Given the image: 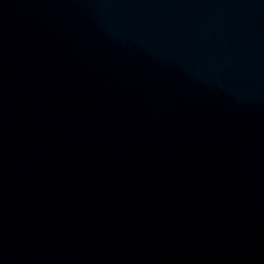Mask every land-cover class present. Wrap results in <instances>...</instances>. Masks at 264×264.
Returning a JSON list of instances; mask_svg holds the SVG:
<instances>
[{
    "label": "water",
    "instance_id": "water-1",
    "mask_svg": "<svg viewBox=\"0 0 264 264\" xmlns=\"http://www.w3.org/2000/svg\"><path fill=\"white\" fill-rule=\"evenodd\" d=\"M0 264H264V0H0Z\"/></svg>",
    "mask_w": 264,
    "mask_h": 264
}]
</instances>
